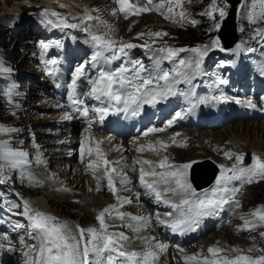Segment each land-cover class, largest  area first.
Returning a JSON list of instances; mask_svg holds the SVG:
<instances>
[{
  "label": "snow or ice",
  "instance_id": "snow-or-ice-1",
  "mask_svg": "<svg viewBox=\"0 0 264 264\" xmlns=\"http://www.w3.org/2000/svg\"><path fill=\"white\" fill-rule=\"evenodd\" d=\"M118 11L127 18L130 14H141L150 11H156L164 15L165 19H179L181 22H187L195 25L198 21L189 20L184 12H177L182 0H160L154 4L153 0H146L144 6H138L130 0H114ZM175 5V8L173 7ZM167 6V7H166ZM64 7V5H61ZM229 0H211L203 15L214 21L213 28L209 31H218L221 23L229 14ZM166 9V11H165ZM117 9H113L116 14ZM237 13L243 14L250 24H256L264 21V0H240L237 5ZM41 15L46 24L55 28H79L89 35V42L93 46V53L88 61L78 64L71 73L70 82L67 84L69 107L77 112H82L85 117L89 116L90 111L94 112L100 122H103L108 115L123 113L135 117L145 105L155 106L158 103L167 100L173 95H185L177 91L176 85H193V81L203 75L202 65L205 58L213 50L221 52L226 51L221 46L220 38L214 37L209 44L198 45L191 48H174L162 46L153 50V64L149 68L141 61L127 60L128 50L137 45L132 43L117 42L109 35L110 29L103 25L107 30L103 34H97L91 31L89 22L99 17H93L88 12L79 17L81 23H69V17L62 14L43 10ZM219 17V21L217 20ZM77 19V17H72ZM101 24L103 22H100ZM99 26V25H98ZM255 32L261 38H264V29L257 28ZM144 33L138 34L139 36ZM150 37L160 38L167 33L155 32L148 33ZM155 43V40H153ZM40 47L47 50L50 45L41 42ZM149 47L150 45H145ZM237 49L241 45L236 46ZM189 53L186 58H181L180 53ZM122 60L119 67L106 70L102 65L111 64L114 61ZM162 61H171L175 64L172 70H164L161 67ZM53 65L57 62L51 61ZM221 66H225L221 61ZM91 66L98 69L95 75H89L86 69ZM3 70V69H0ZM259 73L264 75V63L259 65ZM49 76H55L56 70L49 69L46 73ZM81 78H85L88 91L80 95L77 94V84ZM216 84L226 83L225 80L217 77ZM13 88L5 91L6 96H12ZM82 96L99 102L100 106H92L90 109L85 105ZM206 98H200L203 102ZM212 100L227 101L230 98L223 94L212 96ZM236 103H241L236 99ZM249 107H255L251 100L245 101ZM57 107H63L58 105ZM181 111L175 112L168 125L179 118H182ZM65 119H71L67 112ZM163 131V129L151 128L148 132ZM18 132L15 127H6L0 125V134L11 135ZM147 135V132L145 133ZM99 143L95 147V154L98 159H102L104 165L103 175L106 178L107 189L116 197L117 204L105 207L96 216L99 227L82 228L75 226V231L65 222H61L57 217L46 214L31 207L30 202L19 194V203L9 201L3 192H0V206L10 215L23 216L28 221V228L31 230L29 235L37 241L35 244L27 245V250L22 254L24 264H158L160 254L167 250L168 244L156 241L155 237H137L143 244L141 251L130 250L126 243L131 242L130 238L123 232H111L112 227L107 223L109 218L119 219L123 226L132 228L135 232L148 228L151 225L153 217L134 216L129 213L119 211L118 208L125 204H131L132 200L128 197H122L118 193L121 189L117 188V182L124 191L130 190L129 185L132 181L128 174L121 169L113 166V163L119 164L120 161L111 162L99 148ZM163 143V142H161ZM138 151H143L141 146ZM88 156L93 155V147L87 148ZM84 155V145H81V156ZM229 160L234 158L235 162L231 167L225 165L219 166V174L215 178V185L210 190L197 192L189 180V170L194 168L197 163L195 160L174 166L169 163L167 157H164L157 163L150 160H134L132 170L135 171L136 165L139 167V183L142 188L150 193L157 203L169 206L172 211L165 213L167 220L161 219L159 213L155 220L158 224L166 225L174 233L184 234L188 231H195L199 226L202 217L222 210L225 205L239 206L235 196L244 184H251L264 180V158L253 153L251 163L245 164L244 153H234L231 151L224 153ZM42 158H38L39 160ZM96 160H90L87 168L91 169L93 176L96 177L100 164ZM29 153L13 147L10 140L0 139V185L12 183L13 177L10 172H19L30 165ZM144 165H147L146 169ZM157 168L163 171H158ZM29 182H36L32 177H24ZM53 177H49L51 179ZM99 179V177H96ZM259 178V179H257ZM100 185H97V191ZM139 194H137L138 198ZM175 198V199H174ZM20 209L19 212L14 211ZM252 219H245L244 227L252 229L257 226H264V206L256 208L251 214ZM15 227H24L21 224ZM264 235V233H261ZM6 238V237H5ZM23 243V240H21ZM183 252V249H180ZM253 249H248L251 253ZM208 255L193 254L184 255V264H264V255L254 257L245 254V250L239 248L225 249L220 247H209ZM235 253V255H230Z\"/></svg>",
  "mask_w": 264,
  "mask_h": 264
},
{
  "label": "rangeland",
  "instance_id": "rangeland-1",
  "mask_svg": "<svg viewBox=\"0 0 264 264\" xmlns=\"http://www.w3.org/2000/svg\"><path fill=\"white\" fill-rule=\"evenodd\" d=\"M69 1L70 0L68 1L65 0V3L67 2L69 3ZM76 1H78V3L77 4L73 3L75 10L72 11L67 7L65 8V6L61 7V5L58 4V0L57 1L52 0V3H50L53 5L52 7L47 5L45 0H0V69H3L0 70V76L3 75L5 72H11L6 64H9L11 68H15L19 72L18 75L22 74L20 77L15 76L13 78L10 76H8V78L0 77V119L4 121L3 123H0V125L6 127H15L16 129H18V132L20 133L21 130L24 128H26L29 131L28 133H23V135L26 137L24 139L21 136L15 138L14 137L15 133L13 134V136L12 134L10 136L5 134H0V139H7V140L10 139V143L13 147H14L13 144H16V148H19V146L23 148V145L29 146L32 143H34V141L36 140L41 141L43 139H40L38 136H41L44 133L46 134L47 140L57 141V139H62V141H64V139L68 137L69 134L67 132L63 131L62 129L60 131V129L54 127L58 119L57 114L61 111V107L53 106L49 96L44 94L42 89L39 87L40 85L38 86V84H40V82L42 81L41 74L45 72V68L49 65L51 59L52 61L53 60L56 61L55 56H59V55L61 56L62 52H63L62 53L63 56L67 54L69 50H72V52L74 53H76L75 52L76 50H78L79 52L80 50L81 52L85 50L86 53L84 54L91 56V54L94 51L93 46L89 42L88 33H85L82 30L83 26L79 28H66L69 29L68 31L70 36H68L67 32L64 35H62L63 38L65 39V42L63 45L59 47L61 50L58 51L55 50L56 41L61 39V36H57V33L65 28H55L43 22L44 17L41 15V13L43 10L47 9L45 8L44 5H47L48 7L52 8V10L47 9L49 11H55L62 14L63 16L69 17V21H68L69 23L80 24L81 21L78 18L82 17L85 14V12H88L93 17L98 16L100 18H103L104 20L99 19V21L93 20L89 22L91 24V31L97 34H103L107 30L103 25H107L108 29L111 30L109 35L112 39L116 40L117 42L132 43L134 45H137L135 49L133 48L131 50H128V57L133 55L134 52L135 54H140V55L141 53H143L144 57H148L150 54H153L154 49L162 46H173L174 48H188L185 46L197 45V44L206 45L210 43L212 38L217 37L218 31L215 30L209 31L210 29L213 28L214 21L210 20L207 16L202 14L207 9L211 0H184L182 1L181 6L175 9L177 12H181V11L184 12L189 20L195 19L196 21H198L195 25H192L187 22H181L178 18L165 19L164 15L156 11H150L138 15L130 14L127 16V18H125V15L118 11L119 6L115 4L114 0H76ZM132 1H138L140 3H143L142 6L146 4L145 3L146 0H130V2ZM159 2L160 0H153L154 4H158ZM17 6L18 8L15 9L14 7ZM173 7L175 8V5H173ZM66 9H69L70 11H66ZM113 9H117L115 15L113 14ZM142 14L143 16L149 15L150 18L147 17L144 18L143 16L139 18V16H141ZM11 16L13 17V19L12 18L9 19V17ZM112 16H115L116 19H119L121 17L120 18L121 21L114 20ZM72 17H77V19H72ZM130 17H132L133 19ZM124 18L129 19L130 21L128 20L125 23H122L125 20ZM217 20L219 21L218 16H217ZM100 22L103 23L101 24ZM219 22L221 23L222 21ZM261 26H264V21H259L256 24H250L243 14H238V29L240 32V39L241 36H243V33L246 32L248 29H250V31L244 35V39L240 42L242 47L240 49H237V47H235L233 49H229L224 52H221L217 49L209 53V55L205 58L202 65L203 75H201L200 83L194 82L195 88L202 89V91L203 92L205 91L206 93H208V95L205 93L206 95L204 94L195 95L196 97L204 96L208 98L207 96H216V94L220 93L222 86H225L226 96L232 98L233 101L239 99L242 103H245V99L248 96H250L251 99L256 98L258 102L260 101V107L264 108L263 106L264 85L263 88L260 89L261 82L264 84V80L257 79V76L259 74L257 73L258 71H255L256 68H259V65L262 63L261 57H264L263 56L264 50L262 49L259 52L250 51L247 53L245 52L247 49L246 47H244V45H248V42H250V39L248 40L247 37L252 38L253 35L250 34L252 32H255V29L257 28L263 29ZM26 29H28L29 31L30 29H32V32L27 33L29 31L25 32ZM155 32L167 33V35L162 36L160 38L150 37L148 35V33H155ZM140 33H144L145 35L138 37V34ZM52 34H55L56 38H54ZM26 40H31V43H26V42L22 43ZM153 40H155V43H153ZM41 42L48 43L50 47L46 51L43 50L40 47ZM146 44L150 45V48L145 47ZM61 47H63V49ZM31 49L36 53V55H38L39 57L41 56L43 57L40 59V61L36 58H32L31 62L33 65L21 64L23 57L25 55H28ZM54 50L57 52L52 53V51ZM70 54L71 53H69L68 55ZM189 55L191 54L187 52L180 53L181 58H186ZM41 61L45 64L42 73L39 72L41 70H39L37 66ZM221 61L226 62L225 66L223 67L221 66L220 63ZM152 64L150 65V67L152 66ZM161 64L162 67L165 64L168 65V62L162 61ZM33 67L38 69L36 74L32 70ZM170 67H171L170 69H173L175 66H170ZM21 68L22 70H20ZM52 68H53V64L50 63L46 72ZM254 76H256L255 78V80L257 79L256 81H253ZM217 77L225 80L226 83L223 84L214 83ZM14 79L19 81V85H21L22 87L17 86L18 88L15 89L14 86L13 88L15 89V91L13 92V95L10 97L6 96L5 91L12 86ZM183 92L185 93L184 107L180 109L177 108L176 112L181 111L183 113L182 118L179 119L182 123L185 124V122H191L193 119H196L195 115H194L195 118L192 117L193 115H189V116L184 115L185 112L193 108L196 102H193L190 99L189 96L191 93L189 91H183ZM250 94H253V97ZM180 98L178 99V101L180 100ZM197 102L199 104V100H197ZM217 107L225 110L227 109L226 105H218ZM244 109H245L244 105H239V107L235 110H239L242 113ZM241 116L242 117H239L237 116L236 112H232L229 110L227 116L223 117L219 122L217 121L216 123L217 127L215 130L210 129L212 127L209 128L204 123L201 124L203 120V117H201L198 120V124L200 125H198L197 127L194 125H180L178 127H174L169 133L166 134L163 140L166 143H172L174 142L173 139L174 135L182 131H185L186 133L192 132V134L196 133L194 138L189 136V140L194 139L197 142V144H201V146L199 147L201 151L200 150H197L195 152L186 151L182 154L183 160H186L188 158H193L195 157V155H203L204 157L201 159H197L195 161L205 159L206 157L205 153H208L210 151L209 147L211 145L216 147L218 151L225 153L226 151L222 146V144L218 143L219 141H221L220 136H222L221 138L223 139L222 141L223 143L225 142L227 144L229 142H232L233 145H236V151L238 153L239 152L243 153V151L251 152L253 150V153L256 152L258 154H264V130H263L264 112H263V116L259 118L246 119L245 117L247 116V113H242ZM188 118L189 120H187ZM205 118H208V116H206ZM18 122H20V124H18ZM228 123L234 125L233 130L226 131L225 129H223V127ZM39 130H42V132L44 133H41ZM89 131L91 132V130ZM199 131L200 132L202 131V133L199 134ZM59 132H61L60 136L59 135L52 136V133H59ZM107 137L115 139L113 135L107 134ZM98 140H100V136ZM142 142L144 141H141V144ZM152 142L155 143V140H153ZM141 144L139 145V147L142 146ZM173 145H175V143ZM202 147H204L205 149ZM123 148L124 147H122V149ZM114 149L116 150V148ZM66 150H64L63 148L61 149L60 152L67 153ZM24 151L26 150L24 149ZM40 152H43L44 156L47 153L46 150H44L43 148H41ZM150 152L151 153L156 152L155 148ZM165 152L164 153L161 152L160 158L162 154H165ZM224 153L223 155H221V160L227 165L232 164V161L225 160ZM150 159L155 160L152 157ZM139 160H142V158H139ZM67 161H68L67 159L64 160L60 165H57V167L55 168L53 166H52L53 168L50 167L51 175L53 177L52 180L54 182H56L57 179L67 180L70 176H74V171L76 168L72 166L74 162L71 163L70 161H68L67 163ZM121 165L122 163H119L117 168H119ZM208 166L209 164H205L204 167L206 168ZM139 167L140 166L138 165V173H139ZM28 168H31V166H29ZM28 168H25L24 170L17 172L19 173L21 178L24 177L22 175L25 173H30L32 175L36 174L38 165H35L34 171ZM83 176L86 179V182L82 187V191L83 188L85 190L89 189L90 191H92V187L90 186V184L92 185L95 179H97L96 177L99 176L96 175V177L94 176L89 177L88 175L85 174H83ZM59 181L57 180V182ZM99 182L103 183L105 181L100 178ZM44 185L45 183L41 184V189L43 188L41 191H36V190L23 191V195L30 202L32 208L42 212L45 211L47 212L46 214H50L52 216L57 217L59 221L67 223L72 229H75V226L77 225L81 226V224L73 223V221L79 222L78 218H80V221H82V223H85L86 225L89 226H91L96 222V216L98 214L93 215L92 219H88V220L82 219L81 216L82 213L86 211L91 212V210L94 209L90 206H88L89 208H86L87 205L83 207L82 202L81 203L73 202L74 199H72V201L69 200L63 206L60 205L62 201L56 202V200L53 202L52 205L47 204L44 198L45 194L47 193V190L44 188ZM120 186L121 185L119 184L118 187L121 189L122 192L119 191L118 194L121 196L122 193V197H123L124 190ZM65 189L69 190L68 188ZM43 191L45 193H43ZM0 192H3L5 194V197L8 200L10 199L9 201L13 200L16 202V200L18 199V197L15 194L16 193L19 194V192L12 187L11 183L0 185ZM132 192H134V190L131 191V193ZM129 196H131V194L126 197ZM149 197H152V195H149ZM93 198L97 202L107 206L117 204V201H115L116 197L112 194V192L109 190H105L104 188L101 191H99L98 194L94 195ZM63 199L64 198L62 197L58 198V200H63ZM131 200L132 203L129 204L127 208L124 205L122 207H119L118 210L124 213H129L134 216H144L146 212L150 213L148 211L149 208L145 203H143L144 207L142 208L141 201L136 197V194L132 196ZM245 200L248 204H259V201H264V182L260 183L258 186H254L252 188L250 187V189H248V192L246 193ZM32 201H34L35 204H32ZM38 201H42L40 203L45 202V204L48 205V208L44 205H40ZM259 206L260 204L257 205V207ZM42 207H45L46 209ZM232 209L237 210L238 208H232ZM127 210H134V211L129 212ZM161 210L162 209L160 206L156 207L155 211L153 209L155 213H159L161 212ZM14 211L19 212L20 209H15ZM170 211H172V209L165 211V213ZM155 213L154 214L150 213V215L153 216V221L157 223L154 218ZM163 215L164 213L160 214V218ZM64 216L67 218H65ZM164 217L167 216L164 215ZM236 218L237 219L230 222L229 224L230 226L228 227L225 226L222 231L219 232L212 231L215 232L213 237H210V233H208L206 235H200L199 237L190 239V241H188L187 243L186 241H181L182 243H179L178 240H175L174 243L167 242V244L170 247V250H166L160 254V260L158 264H184L182 257L184 255H193V254L202 255L203 254L202 249L205 248L206 242L227 244L229 245V249L233 245H235L236 248L237 247L243 248L244 246H246L247 243H250V239H249L250 237L240 238L234 235V233H232L231 227L244 226L245 220L240 219V217H236ZM67 219H69L70 221H68ZM109 220H112L114 223H118L120 221L119 219H111V218H109ZM225 220L226 219H224L222 223H224ZM17 224H21L24 227L17 228L15 227V225ZM158 225L156 224L157 228L159 227ZM210 229L211 228H208L207 231L209 232ZM30 231L31 230L28 228V221L25 217L19 215H10L9 213L3 210L2 206H0V234L2 235V240H4L5 233H10V235L12 236L13 239L11 241V244L15 246V249L19 251L18 253H20V257H19L20 260L19 262H16L17 264H24L25 258L22 253L24 252V250H27V245L37 243V241L36 242L30 241V237H31L29 235ZM169 233L171 235L179 234L172 232L171 229ZM261 233L264 232H259V234L256 235L255 237L256 238L262 237L263 235H261ZM137 234L138 236L135 237L128 236L131 242L126 244L130 246H137L138 244L142 243L139 239H137V237H157L159 236V231L155 227L151 226L142 229L140 232H137ZM161 234H163L164 236V233L162 231ZM167 237L173 238L170 236ZM175 239H179V238H175ZM21 240H24L23 243H21ZM250 245H252V249L253 251H255L256 257L264 254L260 252V248H259L260 245H264V239L263 241L260 242V244H250ZM191 246H194V248L192 250H189L190 249L189 247ZM210 246L211 245H209V247ZM141 248H144V246ZM180 249H183V252H181ZM165 252H167L168 254L164 255ZM207 253L208 252H206V254Z\"/></svg>",
  "mask_w": 264,
  "mask_h": 264
},
{
  "label": "bare ground",
  "instance_id": "bare-ground-1",
  "mask_svg": "<svg viewBox=\"0 0 264 264\" xmlns=\"http://www.w3.org/2000/svg\"><path fill=\"white\" fill-rule=\"evenodd\" d=\"M54 1V0H53ZM57 1V0H56ZM63 1H64V3H63ZM66 1H68V0H66ZM182 1H184V0H182ZM8 2V1H7ZM45 2H46V4L47 5H49V6H53L52 4H50V3H52V0H45ZM35 3V2H34ZM73 3L74 4H77L78 3V1H76V0H70L69 1V3L67 2V3H65V0H58V4L59 5H64L65 6V8L67 7V8H69L70 10H72V11H74L75 10V8H74V5H73ZM131 3H133V4H136V5H138V6H142L143 5V3H140V2H138V1H133V2H131ZM145 3H146V1H145ZM144 3V4H145ZM14 4H16V3H14ZM20 5V4H19ZM60 7V6H59ZM15 9H17L18 8V6L17 7H14ZM15 9H13V10H15ZM143 16V14L141 15V16H139V18L140 17H142ZM144 18L145 17H147V18H150V16L149 15H147V16H143ZM13 19V17L11 16V17H9V19ZM30 18V17H29ZM112 18L114 19V20H117V21H121V17L119 18V19H116L115 18V16H112ZM130 18H132V17H130ZM34 19V18H33ZM32 19V20H33ZM112 19V20H113ZM125 19V18H124ZM133 19V18H132ZM129 19H125L122 23H125L126 21H128ZM35 21V20H34ZM130 21V20H129ZM11 23V22H10ZM29 29V28H28ZM28 29H26L25 30V32H27V31H29ZM43 30V29H42ZM69 29H63V30H61L60 32H58L57 33V36H61V39H59V40H57L56 41V48H55V50H61L59 47L61 46V45H63L64 44V42H65V39L63 38V36L62 35H64L66 32L68 33V36H70V34H69V31H68ZM30 32H32V29H30V31L29 32H27V33H30ZM39 33V32H38ZM71 33V32H70ZM115 33V32H114ZM53 35V37L54 38H56V35L55 34H52ZM72 35V34H71ZM250 35H253L252 36V38L251 37H247V39L249 40L250 39V42H248V45H244V47H246V51L245 52H250V51H257V52H259L260 50H264V38H261L260 36H258L257 34H256V32H252ZM249 35V36H250ZM31 43V40H26V41H24V42H22V43ZM57 48H59V49H57ZM62 49H63V47H61ZM135 49V48H134ZM27 51V50H26ZM25 51V52H26ZM56 51V52H57ZM133 51V50H132ZM140 51H142V50H140ZM76 52H79L78 50H76ZM61 53V52H60ZM63 53V52H62ZM62 53H61V56H62ZM65 53V52H64ZM140 53V52H139ZM146 53V52H145ZM134 54H135V52H134ZM142 54V53H141ZM149 54V53H148ZM60 56V55H59ZM263 56H264V54H263ZM43 56H41V57H39L38 55H36V53L31 49L30 51H29V54L28 55H25L24 57H23V59H22V61H21V64H29V65H33L32 64V62H31V59L32 58H36V59H38L39 61H40V59L42 58ZM261 59H262V63H264V57H261ZM168 62V65L167 64H165L164 66H162V67H164L163 69L164 70H172V69H170L171 67L170 66H175V64L173 63V62H171V61H167ZM44 63L41 61L37 66H38V68H39V70H41L42 72H43V70H44ZM162 65V64H161ZM46 67V66H45ZM255 67H258V66H255ZM32 70H33V72L36 74V72L38 71V69H36L35 67H33L32 68ZM255 71H258L257 73L258 74H260L259 73V68H256V70ZM263 77H264V75H262ZM20 77V76H19ZM194 82H195V80L193 81V85H186V84H178V85H176V88H177V91H178V93L179 92H182V91H189L191 94H190V98L191 99H193V87H194ZM25 85V84H24ZM184 93V92H183ZM181 97V95H179V94H177V95H173V97H172V99L171 100H169L168 101V99L167 100H164L163 101V103H165V101H166V103L168 102V104H169V106H171V107H173L172 105L174 104V103H177L178 102V99ZM200 98H206V97H204V96H197L196 97V99L197 100H200ZM162 103V102H161ZM218 105H226L227 106V109L225 110V109H222V108H218L217 106ZM30 107V106H29ZM239 106H236V105H234L232 102H230V101H219V100H212L211 98H206V99H204V101L203 102H199V104L197 105V108H196V115H197V113L199 112V111H201V110H210L211 112H214V113H216V117L218 118V122L223 118V117H225L227 114H228V111L230 110V111H234L235 109H237ZM195 115V116H196ZM186 116V115H185ZM189 116V115H188ZM193 118H195L194 117V115L192 116ZM191 121V120H190ZM40 122V121H39ZM194 125H196V123H194ZM264 125V124H263ZM210 127V126H209ZM233 127H234V125H232L231 123L229 124H227V125H225L224 127H223V129H225L226 131H231V130H233ZM201 128V127H200ZM263 128V127H262ZM202 130V129H201ZM206 130V129H205ZM264 130V129H263ZM41 133H44V132H42V130H39ZM203 131V130H202ZM202 131L200 132L199 131V134H201L202 133ZM29 131L26 129V128H24V129H22L21 130V133L20 132H16L15 133V135H17V134H23V133H28ZM90 132V131H89ZM195 134L196 133H193L192 134V132L190 133V132H188V133H186V132H184V134L183 135H177L176 136V138H175V145H171L167 150H166V152H165V154H162L161 155V158H160V160H162L164 157H167V159H168V161H169V163L170 164H172V165H174V166H179V165H181V164H183V163H186V162H189V161H191V160H196V159H201V158H204L203 157V155H195V157H193V158H188V159H186V160H183V158H182V154L184 153V152H189V151H191V152H195V151H197V150H200L199 149V147L201 146V144H197V142L193 139H191V140H189V136H191L192 138H194V136H195ZM198 134V135H199ZM15 135H14V137H15ZM218 135V134H217ZM3 136V135H2ZM40 139H43V140H41V142H44L43 143V145H41V148H43L44 150H46V155L47 154H50V152H52V158L50 157L49 158V160L48 161H50V167H57V165H60L64 160H66L67 159V156H68V154L67 153H65V152H59L57 155H55V152H54V148L53 147H51V146H54L53 145V143H54V141L53 140H47V137H46V134L44 133L43 135H41V136H38ZM219 137V136H218ZM222 136H220V139H221V141H219L218 143H221L222 144V146L224 147V149H225V151L226 152H228V151H231V152H234V153H238L237 151H236V145H233V143L232 142H229V143H223L222 141H223V139L221 138ZM2 138V137H1ZM224 138V137H223ZM39 139V140H40ZM52 141V142H51ZM98 141H100V140H98ZM98 141H95L94 142V145L95 144H97V142ZM118 142H120V138H119V140H117ZM148 140H144V142H142V144H141V142H140V144L143 146V148H148L149 149V151H152V150H154V147H148L149 146V144H148V142H147ZM200 141V140H199ZM201 142V141H200ZM139 144V145H140ZM119 145V143H117V144H115L114 146H118ZM114 146L112 147V149H114ZM215 146H217V145H215ZM72 146L70 145V147H67V148H65L64 147V145H62L61 146V149H63L64 148V150H66V149H68V148H71ZM122 147H124V145H122ZM207 147V146H206ZM46 148V149H45ZM202 148H204V147H202ZM205 149V148H204ZM209 149H210V151L208 152V153H205L206 154V157H208V158H212V159H214V160H216L220 165H225V166H227V167H231V165L235 162V160H234V158L232 159V160H229V159H227L226 157H224L225 158V160H227V161H232V164H230V165H227V164H225L222 160H221V155H223V153L224 152H220V151H218L217 149H216V147H214L213 145H211L210 147H209ZM250 149V148H249ZM22 150H24V149H22ZM244 150V149H243ZM247 150V149H246ZM201 151V150H200ZM28 152V151H27ZM205 152V151H204ZM201 153H203V152H201ZM239 153H241V152H239ZM255 154H257V155H259V156H261L262 158H264V154H258V153H256V152H254ZM33 156H34V158H42L43 160L45 159V157H43L44 156V154H43V152H38V153H35V154H33ZM145 157V160H150V161H153L154 163H156V160H152V159H150L151 157H149V156H144ZM205 157V158H206ZM42 159H40V160H42ZM70 159H72V158H70ZM68 160V159H67ZM69 161V160H68ZM68 161H67V163H68ZM221 162V163H220ZM35 162H33V164H34ZM29 167V166H28ZM52 167V168H53ZM209 167V166H208ZM122 168V170L124 171V172H126L127 174H128V176L130 177V178H136V176H137V174L135 173V172H133L131 169H124V167H123V164L118 168V169H121ZM83 169H84V167H76L75 168V171H74V176H70L67 180H61V179H57L59 182H57V180H56V182H54L53 180H51V179H46V177H45V171L46 170H44V168H41L39 171H38V174L41 176V178H39V177H32V176H30V174H28V173H25V174H23L22 176H24V177H32V178H34V181H39V183H36V182H29V180L28 179H26V178H24V177H20V175H19V173H17V172H13V173H9V175H12V177H13V182L11 183V185H12V187L15 189V190H17L18 192H19V197H22L23 199H26L27 200V198L23 195V191L24 190H36V191H41L42 189H41V184L42 183H45V185H44V188L47 190V193L45 194V201L47 202V204H53V202L56 200V202L57 201H62L61 203H60V205L61 206H63L65 203H67L69 200H71L72 201V199H74L73 200V202H82V205H83V207L84 206H86V208H89L88 206H90V207H92L94 210H91V212L90 211H86V212H84V213H82L81 214V216H82V219H84V220H88V219H92L93 218V215H95V214H99V212L100 211H102L105 207H107V205H104V204H102V203H99V202H97L93 197H94V195H96V194H98L99 193V191H101L102 189H103V186H104V184H105V182H103V183H100L99 182V180H100V177H99V179H95V181L93 182V184L91 185L90 184V186L92 187V191H90L89 189L88 190H85L84 188H83V191H82V187L84 186V183L86 182V179L84 178V176H83ZM159 168H157V170H158ZM24 170V169H23ZM53 170V169H52ZM137 172V171H136ZM66 175V174H65ZM56 176V175H55ZM56 179V178H55ZM65 179H66V177H65ZM257 179H259V178H257ZM199 181H200V179H199ZM200 182H203V181H200ZM262 182H264V180H259V182H253V183H251V184H244L243 185V187L240 189V191L237 193V195L235 196V200L236 201H238L239 202V206L237 207V206H230V205H225L224 206V208L222 209V210H218L217 212H215V213H213V214H210V215H207V216H204V217H202L201 219H200V221H199V226L196 228V230L195 231H188V232H186V233H184V234H177V235H174V234H170L169 233V235L168 236H170V237H173V238H179L180 239V241H186V242H188L189 240H190V238L191 237H194V236H197V235H199L200 233H202L203 231H205V229H206V227L207 226H214V225H216L217 223H219V222H222L223 220H224V215H225V213L227 212V211H229L230 209H232V208H248L249 206H253V207H251V209H250V211H251V213L256 209V208H258L257 206H255L256 204H248L247 202H246V200H245V197H246V193L248 192V189H250V187L252 188V187H254V186H258L260 183H262ZM90 183H91V180H90ZM100 185V190L99 191H97V185ZM135 185H136V187H137V190L138 191H140V194H141V196L139 197L138 196V199L141 201V203H145L146 205H147V207L149 208L148 209V211L150 212V207H153L154 205H155V207H157L156 206V204H157V202L155 201V199L153 198V197H149V195H150V193H148V191L146 190V189H144V188H142L141 187V185L140 184H138V183H134ZM75 185V186H74ZM214 185H215V182H214ZM89 186V185H88ZM43 187V186H42ZM121 187V186H120ZM214 187V186H213ZM65 188H68L69 190H66ZM90 188V187H89ZM80 190H81V192H80ZM85 190V191H84ZM205 190H210V189H207V188H204V189H200V190H197V192H203V191H205ZM131 191H133V190H128V191H124L123 192V197H126V196H128V195H130L131 194V196H129L128 198H132V196H134L135 195V191L134 192H132L131 193ZM43 193H45L44 191H43ZM59 197H62V198H64L63 200H58V198ZM136 197H137V195H136ZM42 199V198H41ZM40 199V200H41ZM175 199V198H174ZM44 200V199H43ZM16 202L17 203H19L20 201H19V198L16 200ZM39 202V204L40 205H44V206H46L47 208H48V205L47 204H45V202L44 203H40V202H42V201H38ZM84 202V203H83ZM162 204V203H161ZM259 204H260V206L259 207H262V206H264V201H259ZM258 204V205H259ZM37 205H38V203H37ZM81 205V204H80ZM81 205V206H82ZM129 204H125V207L127 208V206H128ZM38 207V206H37ZM82 207V208H83ZM162 208H164V209H169L170 207L169 206H167V205H164V204H162V206H161ZM42 208H45V207H42ZM79 208H80V206H79ZM46 209V208H45ZM153 210V209H152ZM44 213H47V212H45L44 211ZM93 213V214H92ZM152 214H154V213H152ZM67 217H68V215H67ZM63 219V218H62ZM68 221H70L69 219H67ZM65 221V220H64ZM78 221L80 222V224H81V226L80 227H82V228H88V227H99V223H98V221H97V219H96V222L94 223V224H92L91 226H89V225H86L85 223H82V221H80V218H78ZM70 223V222H69ZM109 225H111L112 227H110L109 228V231H111V232H121V230H122V228L124 229V226L122 225V223H121V221H119L118 223H116V225L115 224H113V223H111V222H107ZM155 224H157L158 225V223H155ZM157 228V227H156ZM261 229H262V227L261 226H257V227H254V228H252V229H246V228H240V229H238V231L236 232V235L238 236V237H240V238H248V237H250L249 239H250V243H247L246 244V246H244L243 248L242 247H237V248H239V249H242V250H245V254H250V255H252V256H254V257H256V254H255V251H252L251 253H247V250L248 249H252V245H250V244H260V242L261 241H263V239H264V235L262 236V237H260V238H256L255 236L256 235H258L259 234V232H261ZM127 230V233H130V234H133L132 233V231L130 230V229H126ZM73 231H75V229H73ZM214 234H215V232H210V237H213L214 236ZM235 235V234H234ZM2 238V236L0 235V239ZM28 239V238H27ZM27 239H25V240H27ZM18 241V240H17ZM24 241V240H23ZM30 241H34V242H36V240H34L32 237H30ZM228 242H231V241H228ZM27 243V242H26ZM215 244H218V243H215ZM128 249H132L133 250V248H130V247H128V246H126ZM210 247H213V245H211ZM219 247L220 248H225V249H229V245H227V244H219ZM190 249H192V248H194V246H191V247H189ZM143 248H140V251L142 250ZM25 251V250H24ZM207 255H208V253H207ZM230 255H235V253H230ZM264 255V254H263ZM159 263V262H158Z\"/></svg>",
  "mask_w": 264,
  "mask_h": 264
},
{
  "label": "water",
  "instance_id": "water-1",
  "mask_svg": "<svg viewBox=\"0 0 264 264\" xmlns=\"http://www.w3.org/2000/svg\"><path fill=\"white\" fill-rule=\"evenodd\" d=\"M229 2L231 3V7L229 9V14L228 16L223 20L222 22V27L218 33L222 45L225 47H231L234 45V43L238 40L239 35H238V31H237V23H236V11H237V5L239 4L240 0H229ZM206 164V162L204 163H198L197 168L194 169V179L196 177V174L198 172V169L200 168V166ZM210 170V168H208ZM208 169H206V171H208ZM211 174L209 176L204 175L202 178H198L196 180V182L198 183L197 186L199 188L208 186L211 181L213 180V177L215 176V169L213 167H211L210 170ZM203 181L200 182L199 181Z\"/></svg>",
  "mask_w": 264,
  "mask_h": 264
}]
</instances>
